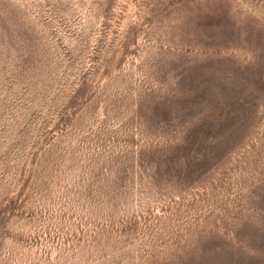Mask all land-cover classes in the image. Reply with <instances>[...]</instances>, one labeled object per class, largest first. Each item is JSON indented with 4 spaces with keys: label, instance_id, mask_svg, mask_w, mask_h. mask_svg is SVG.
<instances>
[{
    "label": "rangeland",
    "instance_id": "1",
    "mask_svg": "<svg viewBox=\"0 0 264 264\" xmlns=\"http://www.w3.org/2000/svg\"><path fill=\"white\" fill-rule=\"evenodd\" d=\"M0 264H264V0H0Z\"/></svg>",
    "mask_w": 264,
    "mask_h": 264
}]
</instances>
